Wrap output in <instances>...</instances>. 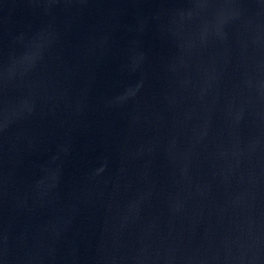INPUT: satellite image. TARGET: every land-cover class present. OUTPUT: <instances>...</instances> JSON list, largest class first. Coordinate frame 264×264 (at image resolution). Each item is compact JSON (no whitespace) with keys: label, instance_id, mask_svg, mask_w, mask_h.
Segmentation results:
<instances>
[{"label":"water","instance_id":"1","mask_svg":"<svg viewBox=\"0 0 264 264\" xmlns=\"http://www.w3.org/2000/svg\"><path fill=\"white\" fill-rule=\"evenodd\" d=\"M0 264H264V0H0Z\"/></svg>","mask_w":264,"mask_h":264}]
</instances>
